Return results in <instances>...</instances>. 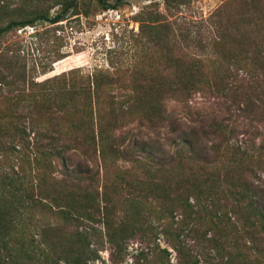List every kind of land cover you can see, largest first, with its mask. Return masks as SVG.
I'll list each match as a JSON object with an SVG mask.
<instances>
[{
    "label": "trees",
    "instance_id": "16d2710c",
    "mask_svg": "<svg viewBox=\"0 0 264 264\" xmlns=\"http://www.w3.org/2000/svg\"><path fill=\"white\" fill-rule=\"evenodd\" d=\"M96 1L109 9L106 0ZM63 4L48 22H58L73 7L72 0ZM44 17L11 22L0 29V36ZM224 33L216 38L217 45ZM248 38L255 45L256 60L244 74L178 75L173 82L166 80V86L163 79L152 80L157 89L120 96V101L107 95L106 111L94 114L105 126L97 131L102 135L116 128L120 118L135 116L139 125L124 132L135 134L127 140L112 134L96 142L62 138V130L55 128L56 137L43 143L35 135L30 138L20 124L0 129L9 132L0 137V264H88L97 257L96 243L117 248L136 232L154 243L159 227L176 252L175 264H264V188L255 184L258 173H264V132H258L264 131V46ZM23 81L20 76L13 80ZM90 83L93 92H50L38 102L21 93L27 100H14L30 101L35 111L27 108L30 120L70 118L76 132L94 134L82 118L86 102L100 105L104 95L99 89L104 86L96 80ZM207 87H212L210 97L220 113L202 129L205 143L196 129L183 131L166 147L150 139L174 120L165 95L184 102ZM0 90L6 103L1 93L7 90ZM48 102L56 105L55 112L48 110ZM250 129L258 134V142L251 140ZM76 157L80 160H72ZM121 159L128 167L117 166L109 174L110 161ZM158 217L169 220L154 226L150 220L157 222ZM149 250L154 260L146 264H173L166 249Z\"/></svg>",
    "mask_w": 264,
    "mask_h": 264
},
{
    "label": "rangeland",
    "instance_id": "374dc122",
    "mask_svg": "<svg viewBox=\"0 0 264 264\" xmlns=\"http://www.w3.org/2000/svg\"><path fill=\"white\" fill-rule=\"evenodd\" d=\"M63 1L0 0V29L11 22L45 16L0 36V81L3 83L0 89L7 90L1 96L9 97L11 102L6 99L4 103V99L0 98V129L20 124L30 138L35 135L43 143L49 137H56L52 132L55 128L62 130L60 137L76 140L92 139L96 142L109 134L126 140L135 137L133 131L124 133L139 125L135 116L129 115L125 119L120 118L117 127L108 130V133H98L97 130L105 126L96 121L94 114L98 110L106 111L109 95L120 101V96L157 89L152 80L159 82L163 79L166 86V80L173 82L178 75L208 78L218 73L241 75L250 69L248 64L256 60L255 45L248 37H253L264 46V0H106L110 6L106 10L96 0H72L73 7L58 22L51 24L48 20L63 10ZM255 20L257 23L253 25ZM222 30L225 31L224 39L217 45L215 41ZM185 63L195 67L185 70L182 66ZM252 70L249 71L258 72ZM15 76L23 78V83H14ZM94 80L104 86L99 89L101 94L103 91L104 99L99 106L94 104V100L86 102V116L82 118L86 124L83 125L86 127L88 124L94 134H79L72 127L70 118L66 121L59 119L60 122L53 118L45 120V116L44 119L33 117L30 120L27 108L35 114L30 101L14 100H27L19 95L21 93L32 95V102H38L41 96L45 99L43 94L50 92L80 93L86 89L93 92L90 81ZM144 80L146 82L138 84ZM211 89H198L184 102H180L176 95H165L166 107L174 120L166 129L151 134L150 139L165 142L166 147L183 131L196 129L200 142L205 143L200 133L220 113L215 105L217 101L210 97ZM47 105L48 110L55 112V104L49 106L48 102ZM67 109L69 117H72L73 109L70 105ZM43 112H47L45 107ZM57 115L58 112L54 113V118ZM259 129L260 133L264 132L261 128L258 132ZM250 132H254L253 129ZM8 133L0 130L1 139ZM252 134L251 140L258 142V134ZM72 160L80 159L76 157ZM110 163L111 175L117 166L118 169L128 167L122 159L116 164L113 161ZM258 175L260 179H255V184L264 188V173ZM174 215L176 220H180L179 213ZM162 218L158 217L157 222L156 218L150 221L157 226L169 220ZM33 220L38 221V216H34ZM146 225L143 230H146ZM160 232L159 227L154 243L138 232L117 248L112 249L107 243L102 246L96 243L100 248L97 257L88 264H146L149 259L154 260L149 250L153 246L166 249L169 253L166 256L175 264L176 252L170 245L172 243L169 239L167 243Z\"/></svg>",
    "mask_w": 264,
    "mask_h": 264
}]
</instances>
